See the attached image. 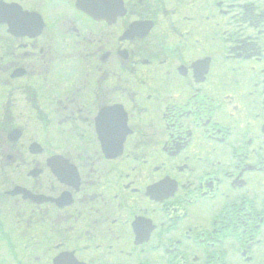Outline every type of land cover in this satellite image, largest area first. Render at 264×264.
I'll list each match as a JSON object with an SVG mask.
<instances>
[{
  "label": "flooded vegetation",
  "instance_id": "obj_1",
  "mask_svg": "<svg viewBox=\"0 0 264 264\" xmlns=\"http://www.w3.org/2000/svg\"><path fill=\"white\" fill-rule=\"evenodd\" d=\"M124 5L110 25L76 0H0V182L57 197L16 200L1 233L52 226L62 264H264V0ZM114 107L132 135L109 161L99 134L117 132L97 119ZM50 137L70 162L57 179L29 153Z\"/></svg>",
  "mask_w": 264,
  "mask_h": 264
},
{
  "label": "water",
  "instance_id": "obj_2",
  "mask_svg": "<svg viewBox=\"0 0 264 264\" xmlns=\"http://www.w3.org/2000/svg\"><path fill=\"white\" fill-rule=\"evenodd\" d=\"M121 2L119 0H79V8L86 12L87 14L93 16L97 20H100V17L105 18L107 20H111V17L116 16L121 9ZM99 16V17H98ZM111 16V17H109ZM30 17V16H29ZM6 21H9V19H5ZM30 22L32 23V17H30ZM13 136L16 137V140L19 139L20 134L18 132H13ZM124 142V139L120 140V147L122 148V143ZM41 153V149L37 146L32 148V151ZM69 164L68 161H65L61 158H53L49 161V164L51 165L52 169L54 170L55 174L58 173L60 176L67 175L69 172V168L61 170L58 168V164ZM12 196H18L23 194L24 198H31L32 200L36 202H46L47 199L44 198H34L31 196V194H28V192L21 188H16L12 193H10Z\"/></svg>",
  "mask_w": 264,
  "mask_h": 264
},
{
  "label": "rangeland",
  "instance_id": "obj_3",
  "mask_svg": "<svg viewBox=\"0 0 264 264\" xmlns=\"http://www.w3.org/2000/svg\"><path fill=\"white\" fill-rule=\"evenodd\" d=\"M31 140H32L31 137L28 135V137H25L23 144L25 146H27ZM39 141L41 142V144L43 146H45V149H46V156H44V158L48 157L49 153L57 151V140H55L54 138L50 137L49 139H41ZM38 160H40V159H38ZM18 253H20V256H21V252H18ZM9 254H10L9 252H0L1 259L3 260V259H6V257H7L8 264H15V263L9 262V261H12L11 256ZM31 254L36 255V256H38V255L40 256L41 254H43V252H41V254H40V252H34ZM19 259L20 260H27L25 257H22V256L19 257ZM34 264H36V263H34Z\"/></svg>",
  "mask_w": 264,
  "mask_h": 264
}]
</instances>
